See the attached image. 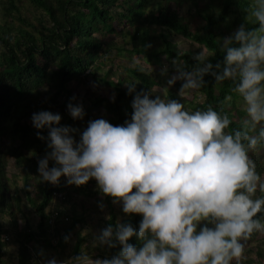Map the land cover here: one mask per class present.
Instances as JSON below:
<instances>
[{
	"label": "clouds",
	"instance_id": "obj_1",
	"mask_svg": "<svg viewBox=\"0 0 264 264\" xmlns=\"http://www.w3.org/2000/svg\"><path fill=\"white\" fill-rule=\"evenodd\" d=\"M246 21L251 26L241 24L223 38L222 70L205 47L195 54L192 71L177 56V74L167 81L169 86L183 81L180 97L201 89L209 73L217 83L230 81L245 113L238 127L223 108L190 110L167 98V89L164 98L155 99L137 92L130 120L122 125L91 120L79 141L73 135L78 129L61 125L60 113L32 114L36 129H48L47 137L37 132L50 149L38 162L43 181L58 184L65 176L68 184L82 186L95 178L105 195L122 201L125 214L142 216L138 232L117 220L93 241L109 248L119 243L116 256L92 259L82 252L72 264H239L245 241L264 233V215H258L264 213V174L250 155L264 145V0H251ZM167 71L165 66L162 72ZM136 84L128 83L129 93ZM67 108L74 119L86 114L82 104L70 102ZM133 236L141 246L128 242ZM48 264L68 261L53 258Z\"/></svg>",
	"mask_w": 264,
	"mask_h": 264
},
{
	"label": "trees",
	"instance_id": "obj_2",
	"mask_svg": "<svg viewBox=\"0 0 264 264\" xmlns=\"http://www.w3.org/2000/svg\"><path fill=\"white\" fill-rule=\"evenodd\" d=\"M161 2L162 0H29L30 5L41 13L45 21L36 25L21 13L14 0H0V216H7L15 230H18L11 238L6 227L0 224V264H39L37 246L51 248L50 242L54 236L59 239L57 245L60 249H65V238L83 221L78 217L73 219L71 214L62 210L55 219V226L50 228L47 222L52 192L64 191L71 200L73 192L68 187L70 184L63 176L58 184L41 180L34 186V195L33 188L29 185L31 170L25 169L22 191L36 215L37 223L35 229L30 223L18 228L15 211V205L18 203L14 201L17 195L14 196L11 192L7 166L9 160L17 156L15 164L22 168L20 158L29 160L32 155L38 156L40 153L44 157L50 151L46 140L37 136L39 131L47 137L48 129H36L28 124L34 112L45 110L40 107L41 103L37 102L44 87L48 88L52 103L56 105L58 98H63L65 102L64 105H53L47 110L61 114V125L78 129L73 117L65 108L71 97L69 84L76 79L88 84L94 70L110 61V67L101 80L112 87V96L97 97L93 106L103 107L107 114L104 119L113 125H122L132 117V102L136 93H149L160 81L156 75L136 66L127 71L130 76L128 82L137 83L136 91L129 93L128 84L124 85L125 79L113 70L112 57H106L110 52L106 51L107 37L125 41L122 50L142 60L145 58L159 61L165 56L167 60H172L173 70H176L173 60L179 56L184 61V69L192 71L197 64L194 56L199 50H181L177 43L170 40L174 34H178L186 39L191 47H206L209 52L215 53L209 59L214 66L221 64L222 70L225 58L222 49L223 38L231 35L241 24L251 26L247 25L246 21L251 0H219L217 11H205L200 15L203 24L195 31L170 8L169 0ZM110 75H113L115 80H108ZM204 79L205 85L196 90L191 100L178 95L181 83L176 82L169 86L166 82L167 98L180 100L190 110L206 109L208 105L217 110L223 108L233 119L232 127H238L239 120L245 113L242 107L237 106L240 98L231 92L232 83H217L211 73L206 74ZM230 94L233 96L231 101L227 100ZM66 117L67 122L64 121ZM7 123L11 124L8 129L5 126ZM5 135L12 139L17 138L16 144L11 148H7L2 141V136ZM73 135L75 137L78 134L76 132ZM49 163L51 167L54 166L53 161ZM86 192L87 194L83 195H91L90 189ZM105 199L107 201L109 197ZM62 215H67L69 221L64 223ZM117 220L115 209L108 204L105 227L109 224L115 225ZM119 220L131 223L138 232L142 216L125 214V217ZM5 237H8V240ZM12 239L16 241L17 246L14 262L6 257V250L12 244ZM84 240L83 237L76 239L71 250V260L82 252L94 258H112L122 249L119 243L113 248L107 245H93L94 254L92 247L83 248ZM128 242L137 247L142 243L137 236L131 237Z\"/></svg>",
	"mask_w": 264,
	"mask_h": 264
},
{
	"label": "rangeland",
	"instance_id": "obj_3",
	"mask_svg": "<svg viewBox=\"0 0 264 264\" xmlns=\"http://www.w3.org/2000/svg\"><path fill=\"white\" fill-rule=\"evenodd\" d=\"M14 1L20 9L21 13L33 20L35 22L34 24L40 25L45 22L41 16V13L35 10L30 5L29 0ZM164 1L166 0H162L163 3H165ZM169 2L170 8L175 10L184 22L188 23L189 28L192 31H195L203 24L200 19L201 14H203L205 11L215 12L217 11L219 6V0H169ZM170 40L177 43L178 47L181 50H187L191 48L200 51L202 49L197 45H193L191 47L190 43L178 34H174V37H171ZM124 42L125 41L119 38L114 39L112 37H107L105 39V43L107 46L106 51L110 50L106 57L108 59V56L112 57L113 70L117 72L119 76H122L123 79H125L124 85H126L129 83L128 81L130 79L127 71L129 69L135 68L136 66H140V68L145 70L146 72L156 75L160 81V84L153 88L155 89V91H153L152 89L149 92L150 98L155 99L157 95H160L161 98H164L163 90L166 89V82L173 75L177 74V71L172 69V60H167L165 56H162L159 61L145 58H143L142 60L137 56L130 55L126 51H123L122 49L125 47ZM119 50H122V52H120ZM1 53L2 50L0 49V56L2 55ZM110 64V61H108L106 65L100 66L98 69L94 70V75L90 79L91 81L88 84H86L81 79H76L69 84L68 88L71 91V97L68 102H66L67 106L70 102L75 104H82L86 113L83 119L73 118L74 123H76V125L79 127L77 132L78 135L75 136V139L77 141L80 140L82 132L88 127L89 121L107 117V114L104 112L103 107H94L93 101L101 95H104L106 98L112 96V87L101 80V78L104 77L106 70L109 69ZM165 66H167L168 71L166 73H163L162 69ZM113 79L115 80V77H113V75H110L108 77V80ZM176 82H179L181 84L183 83L182 80H177ZM195 93L196 91L184 97L188 100H191L195 96ZM39 94L40 96L38 97L37 102L41 103V108L47 110L55 105V103H52L49 99L50 92L47 87H44ZM73 97H75L74 100ZM64 103L65 102H63V98H58L55 106L57 107L60 105H64ZM67 106L65 107L66 111H68ZM237 106L242 107L241 100L237 101ZM64 121L67 122V117ZM28 124L33 127L32 120H30ZM5 126L8 129L11 124L7 123ZM16 140L17 138L12 139L9 135L2 136V141H4V144L7 148H11L13 145H15ZM250 155L254 160L257 161V170L261 174H264V145L259 146L254 152H251ZM32 156L29 160L20 158V165L22 166V168H20L19 165L15 164V161L18 160L17 156L16 158H11L7 166L11 192L14 196L17 195V199H14V201L18 203L17 205H15V211L18 217V228H22L25 223H30L31 227L35 229L37 223L36 215L35 213H33L32 208L29 206L22 191L24 185L23 176L25 169L31 170L29 185L33 188L32 190L34 192V195L36 191V187H34L35 184L42 180L38 171V162L43 158V156L41 153L38 156H33V158ZM49 167H51V165H49ZM63 178H66L67 181V177L63 176ZM88 183V185L85 184L80 186L81 188L74 184L68 186L70 191L73 192V196L67 204H59L60 206L58 207L63 209V211L71 214L73 219L78 217L82 218L83 221L82 223L77 225V228L74 232L70 233L67 236V239L65 238V240L67 241L65 249H60V247L57 245V240L59 239L54 236L52 237V240L50 242L52 245L51 248H40V246H37V256L42 264H48V261L53 258L57 259L58 261H68V263L70 264L72 258L71 250L74 243L76 242V239L78 238L83 237L85 239L83 248L92 247L94 245V238L97 237V235L100 234L101 230L106 226L105 221L107 220L108 204L115 209L118 220L125 217L122 201L119 203L114 202V199L110 198L111 196L105 195L100 190L98 182L95 178L90 179ZM87 189H90L91 195H83V193L87 194ZM106 197H109L107 201L105 199ZM101 204H103V208H101ZM260 215H264V213H261ZM0 224L6 227L7 233L11 238L14 234H16L15 231H18L17 229L15 230V228L12 226L10 219L7 216H0ZM263 237L264 233L254 232L252 236L247 241H245L244 256L240 259L239 264H264ZM15 242L16 241L12 239L11 243L14 244ZM91 251H93V247ZM93 253L95 254L94 251ZM233 264H237V262L233 261Z\"/></svg>",
	"mask_w": 264,
	"mask_h": 264
},
{
	"label": "built area",
	"instance_id": "obj_4",
	"mask_svg": "<svg viewBox=\"0 0 264 264\" xmlns=\"http://www.w3.org/2000/svg\"><path fill=\"white\" fill-rule=\"evenodd\" d=\"M69 201V197L67 196V193L64 191H53L51 195V203L49 205V219H48V225L50 228H53L55 226V219L59 215V212L63 209H59V204H67ZM64 212V211H63ZM62 220L64 223L69 221V218L67 215H62ZM6 240H8V237H5Z\"/></svg>",
	"mask_w": 264,
	"mask_h": 264
},
{
	"label": "crops",
	"instance_id": "obj_5",
	"mask_svg": "<svg viewBox=\"0 0 264 264\" xmlns=\"http://www.w3.org/2000/svg\"><path fill=\"white\" fill-rule=\"evenodd\" d=\"M16 245H15V243L14 244H11L9 247H8V249L6 250V257L8 256L9 257V259L12 261V262H14V256H15V251H16ZM41 248V247H40ZM37 253H38V251H37ZM38 262H39V264H42L41 262H40V260H38ZM14 264V263H13Z\"/></svg>",
	"mask_w": 264,
	"mask_h": 264
},
{
	"label": "water",
	"instance_id": "obj_6",
	"mask_svg": "<svg viewBox=\"0 0 264 264\" xmlns=\"http://www.w3.org/2000/svg\"><path fill=\"white\" fill-rule=\"evenodd\" d=\"M92 259H97V258H92ZM70 264H72V263H70Z\"/></svg>",
	"mask_w": 264,
	"mask_h": 264
}]
</instances>
